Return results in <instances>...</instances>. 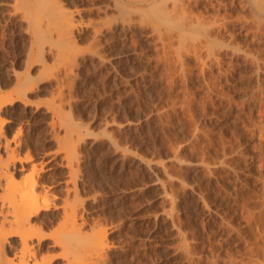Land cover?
Wrapping results in <instances>:
<instances>
[{"label": "rangeland", "instance_id": "obj_1", "mask_svg": "<svg viewBox=\"0 0 264 264\" xmlns=\"http://www.w3.org/2000/svg\"><path fill=\"white\" fill-rule=\"evenodd\" d=\"M49 1L0 0V102L22 91V99L2 112L12 119L4 131L9 130L10 136L20 128L19 138L36 159L53 158L51 176L47 173L45 179L53 181L49 189L55 202H62L68 182L78 194L85 229L105 232L108 244L102 263L94 259L98 251H74L77 264H212L213 258L217 264H242L246 258L243 216L234 202L230 178L221 177L222 170L214 165L223 149L229 161L231 150L248 160L258 152V140L250 136L247 124L256 118L257 109L264 112V99L258 108L249 100L257 79L252 66L222 51L220 62L209 68L210 63H201L202 56L206 61L207 52H201L204 43L201 61L190 55L183 58V64L179 49L168 45L167 24L158 23L150 7H144L150 0H58L62 10L76 15L71 50L61 37V13L52 10ZM205 3L209 1L196 8ZM129 14L136 20L124 32L126 39L119 35L112 39L115 29L95 31L105 21L119 25ZM39 26L44 37H53L41 52L35 37ZM237 37L243 42L241 34ZM162 47L173 48L170 55L165 51L170 61L162 59ZM64 51L71 53L68 60ZM65 129L72 131L75 154H79L71 161L72 169L55 138V133L61 136ZM206 162L213 173L204 167ZM240 162L242 178L253 180L250 173L255 166H247L242 158ZM169 177L176 188L178 182L185 185L177 190V203L172 202ZM200 191L205 192V200ZM61 211H43L36 219L50 220L45 236L56 228ZM45 244L40 254L55 257L53 264H66L59 246H53L51 239ZM211 250L218 258L210 257Z\"/></svg>", "mask_w": 264, "mask_h": 264}, {"label": "bare ground", "instance_id": "obj_2", "mask_svg": "<svg viewBox=\"0 0 264 264\" xmlns=\"http://www.w3.org/2000/svg\"><path fill=\"white\" fill-rule=\"evenodd\" d=\"M202 1L205 2L209 1V3H205V6H203L204 4L203 5L201 4L203 8L200 7L201 9H197L196 5ZM211 1L212 0H150L145 2L144 7L147 6L150 7V14L152 15L153 18L157 20L158 23L163 22L167 24L170 35L168 34L167 36V33L164 34L166 35V37L169 38V40L167 38V41H169L170 43V44L168 43V45L170 46L174 45L179 49L178 56L180 59H182L181 61L183 64L185 62L183 58L193 55V57L195 56L199 60V62L203 58V62L201 63L202 64L204 63V65L206 63H210L208 64L210 67L209 66L208 67L211 68L213 66L212 64L213 62L216 63L220 62L219 59L220 52L229 51L233 57L236 58L241 57L243 64L245 63L246 65L248 64L252 66L253 72L255 73L254 75L256 76L257 79H256V87L254 88L253 91H251V94L249 95L251 99L249 100L254 101L256 107L257 105L260 106L263 103V99H264L263 98L264 97L263 95L264 94V0H230L227 3H229L230 7H232L235 12H230L226 9L228 8L226 5L227 3L224 4L220 0H215L214 2ZM49 3H51L49 4V6L52 8V10H57L61 13L62 16L61 37H63L64 43L66 42V44H69L68 48L71 49L72 47H74V45L72 44L71 34H72V28L75 25L76 15L74 16L73 12L62 10L63 4L60 5V2L58 0H50ZM111 4L112 3H110L109 6H111ZM24 5L26 8L27 4ZM214 6H216L214 11L209 12L208 11L209 8H213ZM129 7L134 9L138 8V6L136 5L132 6L130 4ZM221 9H224V11H221ZM119 11L128 12V9L126 10L119 9ZM129 11L131 12L130 9ZM24 13H25L24 16H26L27 12ZM132 16L133 14L124 16L122 20H120L121 22H118L120 23L119 25L117 23L112 24L111 21L110 22L105 21L101 26L95 28V31L96 32L102 31L103 27L111 30L115 29L117 31V35L111 36L112 39L118 37V35H119L118 37L119 39L122 40L126 39L124 32H126L128 29L134 26L133 23L136 20V18ZM44 26H46V23ZM58 27L59 26H57V28ZM37 28L38 29L36 30V32L38 33V35L35 34V37L37 39L38 38L40 39V40L38 39L37 41L38 42L37 47H38V51L41 52L44 48V43L47 41L53 42L52 40L53 37L50 34H47L50 35L49 37H47V35L44 37L43 35L45 34L43 35L41 34V32L43 33L42 31L43 29L41 28V26ZM60 29L58 31H60ZM111 32L113 33V31ZM39 33L42 35L41 36L42 39L40 38ZM121 34L123 35L120 36ZM240 34L244 37L243 42L238 40L237 36ZM173 38L177 39V41H173ZM163 41L165 44V39ZM201 43H204L202 47L200 46ZM164 44L162 46H164ZM170 46L169 48H171ZM200 47L201 49L202 48L205 49L201 50ZM166 48L167 47H164L163 50L162 47L163 51L160 48L161 52L163 53V56L164 55L166 56L165 54ZM169 48H167L166 51V53L168 54L172 53L173 50V48L168 50ZM90 49L92 48L90 47ZM200 50L201 52L202 51L207 52V53L205 52L206 61H204L205 59L203 56L201 58L202 54L200 53ZM62 51L63 50L61 51L59 50L58 53L59 52L61 53ZM95 52L100 55V51L98 49H96ZM64 53H65L64 55L67 54V52L65 51ZM175 53H177V51ZM70 54H67L68 56L66 55L65 57L66 60H68L69 57H71ZM168 54L166 58H164L165 56L164 57L162 56V59L164 60L167 59ZM59 57L61 56L59 55ZM65 59L63 58L60 60L63 61ZM167 60L170 61V59ZM171 62L173 63V60ZM177 62H175L174 64H176ZM216 63H214V65ZM55 64H58L57 61ZM62 75L65 74L63 73ZM212 78L214 79L215 76ZM213 79H212V84L214 83L213 85L216 86L215 80L217 79H214V82ZM64 80L65 79H63V81ZM25 81H27L26 78ZM21 99H22V91L19 90L16 92L15 97L9 96V98L0 102V264H53L55 257L49 258L48 256L39 253L41 248L46 245L45 241L48 239L52 240L53 246L60 247L61 250L60 255L65 259L64 262H66V264L78 263L76 262L77 257L74 251H84V252L98 251L97 256L94 259H96L97 262H101L100 259L104 257L103 256L101 258V256L102 254L105 253L104 251L105 249H107L105 247L108 244L106 243L105 232L103 230L100 231V229L99 230L97 229L96 231L92 230L91 232H88V230L85 229L86 221L82 218V216H80L81 213L79 211L82 209H79L81 206L78 205L80 203L79 202L80 200L76 197L78 194H76V192L75 193L73 192L75 190H72L71 186H69L67 182L65 195L62 196L63 197L62 202L58 204L54 200V194L50 192L49 183L51 184L53 181L51 180L52 182H48L45 178L47 176V173L48 176L51 174L50 172L52 171V167L50 165V162L53 158H46V159L43 158L39 160L36 159L35 154L32 153L31 147L27 143L25 144L19 138L20 136L18 135H20V131H21L20 128L18 129L15 128V131H13L10 136L7 135L9 130L6 131L7 133L4 131V126L10 124L12 121V119L2 116V112L4 111V108H6L7 105H11L13 101H17ZM259 110H261V108H259ZM259 110L257 109L258 112L256 114V118L252 119L251 121L252 123L247 124L248 125L247 128L250 127L249 129H247L248 133L249 132L251 133L250 136L251 137L255 136L258 140V142H256L257 143L256 149L258 151L257 154H255V156L254 155L251 156L250 154L249 156L250 158L248 160L246 157H242L240 153H238L237 151L231 150L230 153H232V155L230 156L232 157H230L231 161H229L227 160L229 159L227 158V153L223 149V151L221 150L222 151V155H220L221 157L218 158V160H216L217 162H215L214 165L222 170V172L220 173H222L223 176L221 175V177H224L225 179L226 177L227 179L228 178L231 179V180L229 179V181L232 183L229 184L233 185L232 190L235 198L234 202H236L237 208L243 216V217L241 216L243 218L242 219L243 222L242 221L241 222L244 223L245 230H243L244 235L242 237L246 243V250H245L246 258L244 260L242 259L243 260L241 261L242 264H264V112ZM71 133L72 131L70 129H65L63 135L61 136H59L58 133H55V138L57 139L59 145L62 148L64 159L66 158V160H68V164L70 165L69 167L72 169L71 161L76 155L75 154L76 149H75V142L72 140ZM76 156L78 157L79 154ZM241 158L244 160L245 164L248 161L249 165L247 164V166H250V164L253 165V167L255 166V169L253 168L255 172L250 173L254 175V176L252 175L254 179L249 181L250 183L253 181L254 184L253 183L250 184L246 180L247 177L245 178L244 176L242 178V176L240 175V173H242L241 168L243 167V166L240 167V164H242V162H240ZM203 165L206 168V170L211 167L207 162L203 163ZM69 167L67 166V169ZM253 170L251 169V171ZM208 171H209L208 173L210 174L214 172V171L210 172L209 169ZM70 173L71 172H69V175ZM72 174L73 173H71V177ZM252 176L249 175V178ZM217 177L219 178L220 176ZM73 178L74 176L71 178V180ZM72 181L74 182V180ZM168 182L171 186V195L173 198L172 202L174 203L176 202V196H177L176 193L178 188L181 189L182 185L185 186L184 184H182L184 181L182 183L180 182L182 184L180 186L178 182L177 183L178 185H176L178 186L177 188L174 186L175 183L172 177L168 178ZM73 184L76 183L74 182ZM201 190L203 191L202 188ZM203 193L200 191L201 194L200 198L202 200H205L206 196ZM81 202H83V200ZM58 208H61L62 211L59 221L57 222L56 228L51 232L50 236L48 235L45 236L43 232L44 227H46V224L50 220L47 218H42L37 221L36 219L41 215L43 211H45V213L47 212L49 213V211L56 210ZM50 216H51L50 218H52V215ZM173 217H177V216L174 215ZM228 228L230 227L228 226ZM180 233L178 234L180 235ZM211 255L212 256L210 257L216 256L213 254L212 250H211ZM212 264H217L214 258L212 260Z\"/></svg>", "mask_w": 264, "mask_h": 264}]
</instances>
